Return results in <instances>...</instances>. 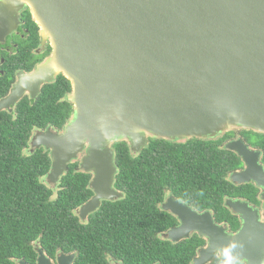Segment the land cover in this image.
Masks as SVG:
<instances>
[{"label":"water","instance_id":"95a60500","mask_svg":"<svg viewBox=\"0 0 264 264\" xmlns=\"http://www.w3.org/2000/svg\"><path fill=\"white\" fill-rule=\"evenodd\" d=\"M9 1L30 6L52 47L45 68L71 83L74 112L63 132H40L30 147L50 151L53 183L84 151L95 194L80 207L82 217L121 195L112 187L115 143L138 152L150 138L205 139L234 128L264 133V0ZM23 91L17 86L14 94ZM249 166L232 180H250ZM163 209L181 220L168 239L193 231L206 238L200 256L207 260L194 264H224L226 249L237 262L264 264V223L241 214L240 230L228 235L210 212L197 215L177 201ZM74 257L62 254L58 264ZM37 264L52 263L38 250Z\"/></svg>","mask_w":264,"mask_h":264},{"label":"trees","instance_id":"16d2710c","mask_svg":"<svg viewBox=\"0 0 264 264\" xmlns=\"http://www.w3.org/2000/svg\"><path fill=\"white\" fill-rule=\"evenodd\" d=\"M70 90L69 80L60 76L33 102L21 101L14 112L0 110V264H35V243L51 257L75 252L74 264H194L200 242L163 238L173 219L160 204L173 195L213 211L216 219L224 215V199L233 194V152L217 137L150 138L138 152L115 143L114 186L122 196L104 200L81 221L74 210L92 194L89 176L71 163L52 187L44 181L49 151L30 147L36 129L65 124L71 111L58 100Z\"/></svg>","mask_w":264,"mask_h":264},{"label":"flooded vegetation","instance_id":"af4514ba","mask_svg":"<svg viewBox=\"0 0 264 264\" xmlns=\"http://www.w3.org/2000/svg\"><path fill=\"white\" fill-rule=\"evenodd\" d=\"M13 3V1L9 0H0V89H5V93L0 96V103L4 104L3 109L0 110H7L9 112H14L16 106L23 100L28 102L36 100L46 84L53 83L60 76H63L61 73H56L49 68H45V62L51 55L52 47L40 25L35 20L30 6L27 4L20 6V3L14 5ZM17 86L24 87V91L20 96L18 93V98L16 97V93L14 94ZM70 93L71 90L58 100L62 105H66L65 110H67V112L71 111L67 121L74 112L73 102L69 98ZM13 94L14 101L13 99L12 101H7L12 98L11 96ZM64 125L61 128L49 125L44 129H36L32 137L40 132H45L48 129L60 134L63 132ZM215 137L220 138L226 148L227 145L233 144V149L229 150L233 152L236 163L234 169L229 175V180L233 184V194L224 199L223 212L220 213L224 215H220V217L216 219L213 211L195 208L184 200L173 195H168L165 200L161 202L160 206L161 209H163V206L167 203L172 204L177 201L187 205L196 212L197 215H201L203 212H210L214 223L224 226L226 234L233 235L241 228L242 220L239 218V215L241 214L249 215L254 220L264 223V133H257L244 128H234L230 131L219 133ZM83 154L84 151L79 154L78 158L73 159L68 163L67 170L60 175L56 182L53 183L48 179V174L51 168L45 176L44 181L56 188L60 183L61 177L69 172L70 164L72 163L74 171L89 176L88 188L92 192L89 198L91 199L95 194L94 189L91 186L95 173L82 168L81 156ZM247 163L250 164L248 168L250 180L241 181L243 177L238 175L235 178V181H233L231 178L232 174L243 173V171L247 169ZM112 187L121 194V197L122 193L114 186V182ZM100 201L102 204L104 199ZM228 201H232L236 205V209L229 206L227 203ZM82 205L74 210L75 216L81 221L87 220L91 213L99 208L98 207L94 211L89 212L85 217H82L80 212V207ZM164 211L170 214L173 219V223L162 233L163 238H167L165 234L170 229L179 227L181 225V220L172 212L167 210ZM190 237L196 238L197 241L200 242L197 252L192 258L193 263L195 260H197V262L207 260L200 256V250L207 246L206 238L199 236L196 231L190 232L188 238ZM35 245L37 253L38 250H42L45 256L51 260L52 264H58V257L62 254H74L76 256L75 252L59 251L54 257H51L44 249H38L37 243H35ZM37 258L38 254L35 264H37ZM219 258L220 253L217 252L211 259L217 260ZM111 262L113 264H123L115 260H112ZM243 262L246 264L245 260H243ZM72 264H74V260ZM202 264H209V259L206 263Z\"/></svg>","mask_w":264,"mask_h":264},{"label":"clouds","instance_id":"9594fccd","mask_svg":"<svg viewBox=\"0 0 264 264\" xmlns=\"http://www.w3.org/2000/svg\"><path fill=\"white\" fill-rule=\"evenodd\" d=\"M236 245L233 244L232 247L234 248ZM225 256L227 257V259L225 260L224 264H244L243 261H235L233 256L231 254H229V250H225Z\"/></svg>","mask_w":264,"mask_h":264}]
</instances>
